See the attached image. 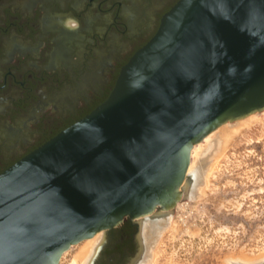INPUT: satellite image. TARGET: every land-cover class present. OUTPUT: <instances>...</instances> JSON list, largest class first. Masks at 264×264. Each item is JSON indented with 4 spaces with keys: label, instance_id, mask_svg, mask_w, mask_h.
<instances>
[{
    "label": "water",
    "instance_id": "obj_1",
    "mask_svg": "<svg viewBox=\"0 0 264 264\" xmlns=\"http://www.w3.org/2000/svg\"><path fill=\"white\" fill-rule=\"evenodd\" d=\"M263 109L264 0H179L106 100L0 172V264L173 210L193 146Z\"/></svg>",
    "mask_w": 264,
    "mask_h": 264
},
{
    "label": "flooded vegetation",
    "instance_id": "obj_2",
    "mask_svg": "<svg viewBox=\"0 0 264 264\" xmlns=\"http://www.w3.org/2000/svg\"><path fill=\"white\" fill-rule=\"evenodd\" d=\"M178 1L0 0V172L106 100ZM97 254L94 264L142 258L139 224L105 232Z\"/></svg>",
    "mask_w": 264,
    "mask_h": 264
},
{
    "label": "rangeland",
    "instance_id": "obj_3",
    "mask_svg": "<svg viewBox=\"0 0 264 264\" xmlns=\"http://www.w3.org/2000/svg\"><path fill=\"white\" fill-rule=\"evenodd\" d=\"M217 145H209L202 165ZM214 167L202 196L175 204L173 225L156 222L144 230L146 252L141 264H153V259L155 264H220L240 253L264 252V120L241 127ZM83 242L66 251L58 264H71Z\"/></svg>",
    "mask_w": 264,
    "mask_h": 264
},
{
    "label": "bare ground",
    "instance_id": "obj_4",
    "mask_svg": "<svg viewBox=\"0 0 264 264\" xmlns=\"http://www.w3.org/2000/svg\"><path fill=\"white\" fill-rule=\"evenodd\" d=\"M263 120H264V109L260 112L250 114L242 119H238L233 122H228L226 124L219 126L216 130H214L212 133L207 135L200 143L194 145L190 153L189 166L187 168L186 177L183 183V192L181 195L182 196L181 200L183 199L193 200L197 195L202 196L203 189L207 182L206 179L209 170H213L215 168L214 165L217 161V158L223 155L224 150L227 147V143L230 141L231 137L233 135L235 136L239 132L241 127H249V125H252L255 122H261ZM213 142L218 145L220 144V146L218 145L217 147L215 146L216 147L214 150L215 154H212L211 155L212 158L210 157V159L206 161L208 163L202 165L203 154L205 151L209 149L208 148L209 145H211ZM172 211L173 210L156 212L154 214L145 216L138 220L140 226L141 242H142V258L140 257L136 259L131 264H141L143 261V257L146 252V247H145L146 242L143 236L144 230L146 228H150L153 224L155 225L156 222H158L160 226L167 225L170 222L169 223L170 226ZM171 225H173V223ZM101 238L102 236L101 233L99 232L95 234L92 238L86 239L83 242V244L79 247L78 251L74 254L73 259H71V264H92L93 259L97 253V250L100 246ZM153 252L150 253L153 254ZM152 262L153 264H155L154 259ZM263 263H264V252L257 256H248L245 255L244 253H240L237 256L227 257L226 259L221 261L220 264H263Z\"/></svg>",
    "mask_w": 264,
    "mask_h": 264
}]
</instances>
